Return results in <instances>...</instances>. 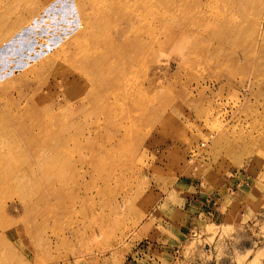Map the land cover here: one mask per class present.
<instances>
[{
    "label": "rangeland",
    "instance_id": "obj_1",
    "mask_svg": "<svg viewBox=\"0 0 264 264\" xmlns=\"http://www.w3.org/2000/svg\"><path fill=\"white\" fill-rule=\"evenodd\" d=\"M35 1L26 23L0 29V204L15 202L0 215L17 221L0 227V264H264V70L242 57L253 39L212 56L211 28L188 22L194 3L158 0L156 89L111 96L105 125L64 103L57 120L47 107L75 83L46 58L79 17L74 0ZM0 2L2 26L17 15ZM260 4L244 13L249 32L264 30Z\"/></svg>",
    "mask_w": 264,
    "mask_h": 264
},
{
    "label": "bare ground",
    "instance_id": "obj_2",
    "mask_svg": "<svg viewBox=\"0 0 264 264\" xmlns=\"http://www.w3.org/2000/svg\"><path fill=\"white\" fill-rule=\"evenodd\" d=\"M157 1L158 0H74L79 23L74 27V32L65 38L64 41H61V43L52 50L50 57L46 59L48 60L54 55H60V62L66 65L68 63L69 74L68 72L58 73V71L56 73H58L60 81L75 83V95L69 97L63 95V98L60 99V102H57L56 105H49L47 107L48 109H51L52 112L57 111L53 112L52 117H55L57 120L61 119L62 115L59 110L63 108V105L60 103H64L65 106L91 108L93 114L90 113V116L88 115L90 121L88 124H92L93 126L105 125L110 121V117L106 111L108 110L111 112L114 109V106H111L113 104V101L110 100V98H112L111 96L115 97L118 94H124L127 97V95L131 93L137 95L142 91L148 90L149 92L151 89H156L154 85L158 80L156 76L158 69V66L156 67V49L159 44L156 24ZM175 1L177 2L179 0ZM191 1L194 3L192 4L193 6L185 4V8L193 10L188 22L192 27L202 24L203 26L211 28L210 33L205 35L206 40H204V45L208 44L211 49H213L212 56L217 57V54H219L221 50L226 47L228 48V46L233 43V45H235V43H240V38L248 35L253 39V45L251 44L250 48L243 52V60L244 62L255 63L254 69L257 71L264 70V30H258L256 23L252 31L249 32V30L244 27L245 24L243 25L245 19L243 17L246 16L244 13H247L250 9L252 10L256 2H261V4L259 8L253 12L256 15H259V13L260 15L264 14V4L262 5V0H206V5L214 9L211 14L206 13L204 10L205 5L201 3L200 0ZM160 2L162 4L163 0H160ZM36 4L37 2L35 0H9L8 4L4 7H6L7 10L14 11L17 18H9L7 21L3 18L2 20L5 23L0 26V29L8 28V30H11L18 27L21 23L23 25L27 15L35 11L34 8H36ZM46 7L48 6H45V8ZM225 7H227L228 10H226ZM175 9L178 10L175 15L182 16V9L178 7ZM11 32H13V30ZM7 34L1 35L0 30V41L3 40ZM233 34L235 36H233ZM219 41L222 44L221 49L218 48L216 44ZM3 52L6 51L3 49L0 51V54ZM227 53L228 51L224 54ZM144 68H146V73L144 75L147 77L148 73L152 72V77L147 79L143 78L141 82L137 81L134 85L127 82L128 80L132 81L135 76L137 77L139 69L143 72ZM155 69L156 74L154 76ZM142 77L144 76L142 75ZM11 83L9 81L5 84L8 85ZM95 142L96 141H94V143ZM106 151L111 152L110 149ZM89 152L95 157L97 155L106 154V152L99 147H97V149L91 148ZM8 177L6 173L0 171V188H4L9 184ZM15 180L19 181L16 175ZM18 186L20 187V183H18ZM13 203L15 202H11L10 206L0 204V214H7L13 207ZM16 224L17 221L13 223V220L9 217L0 215V227L8 229L14 227Z\"/></svg>",
    "mask_w": 264,
    "mask_h": 264
}]
</instances>
